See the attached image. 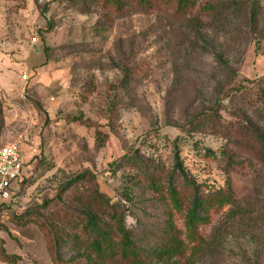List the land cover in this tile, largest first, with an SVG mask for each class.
I'll list each match as a JSON object with an SVG mask.
<instances>
[{
	"label": "rangeland",
	"instance_id": "1",
	"mask_svg": "<svg viewBox=\"0 0 264 264\" xmlns=\"http://www.w3.org/2000/svg\"><path fill=\"white\" fill-rule=\"evenodd\" d=\"M259 2L263 42L257 54L237 22L228 27L203 19L208 35L198 37L164 14L119 18L89 0H0V148L18 143L25 158L11 204L0 211V264H55L44 234L16 218L56 199L65 183L86 171L113 203L123 204L126 226L140 242L155 244L158 236L151 232L163 229L165 209L125 164L127 155L172 169L177 142L198 184L224 187L219 158L226 141L212 128L194 133L191 124L217 97L232 96L264 76V0ZM216 52L230 68L218 63ZM232 69L239 76L226 86ZM252 104L243 99L234 108L252 110ZM222 116L224 126L238 125V118ZM237 143L238 161L244 162L249 156ZM235 181L243 193L250 189L242 176ZM73 192L65 193V203L71 204ZM259 192L243 198H257L264 233V178ZM228 211L214 216L205 231L224 227ZM175 220L182 226L181 216ZM231 239L247 244L248 235L237 230ZM233 247L224 256L204 255L197 264H248ZM261 249L258 262L264 264V238Z\"/></svg>",
	"mask_w": 264,
	"mask_h": 264
},
{
	"label": "trees",
	"instance_id": "2",
	"mask_svg": "<svg viewBox=\"0 0 264 264\" xmlns=\"http://www.w3.org/2000/svg\"><path fill=\"white\" fill-rule=\"evenodd\" d=\"M83 1L87 3L88 0ZM89 1L100 5L113 17H156L164 14L175 26L198 37L208 35L203 31V19L224 22L228 27L237 22L255 44L257 54L263 42L260 31L263 11L259 0H223L220 4L214 0ZM215 57L221 66L230 68L221 52H216ZM237 64L238 67L243 65V58ZM238 76V70L232 69L226 86L234 83ZM248 83V87L232 96L227 93L217 97L213 106L197 115L191 124L190 131L194 133L212 128L226 141L219 158L224 163L227 176L224 187L205 188L198 184L186 170L177 142L172 169L150 166L137 154L125 156V164L141 175L142 183L165 209L167 219L162 223L163 229L151 232L158 236L155 244L143 245L138 234L127 228V211L123 204L113 203L102 193L95 176L89 171L65 183L56 199L16 218L18 224L23 227L35 225L44 234L55 264H75L82 260V264H197L207 254L224 256L232 244L234 249L240 250L236 254L242 260L248 264H261L258 261L261 259L264 233L260 227V208L257 198L246 202L243 197L244 193L259 192L264 178V76H255ZM243 99L254 102L252 110L243 106L240 110L234 108L235 103L240 105ZM223 112L238 118V125L229 123L224 126ZM237 142L249 156L244 162L238 161L241 152L236 148ZM207 153L216 157V153L210 150ZM240 176L250 186L244 193L235 181ZM69 191H74L71 204L64 202V195ZM5 208L8 206L0 211ZM227 208L228 213L223 214L226 216L224 227L205 231L213 217ZM180 216L183 218L182 226L175 222V217ZM237 230H244L248 235L247 244L235 239L229 242L230 235ZM225 231L231 233L224 234ZM70 251L72 256L69 257ZM248 251H252L251 258L247 255Z\"/></svg>",
	"mask_w": 264,
	"mask_h": 264
},
{
	"label": "built area",
	"instance_id": "3",
	"mask_svg": "<svg viewBox=\"0 0 264 264\" xmlns=\"http://www.w3.org/2000/svg\"><path fill=\"white\" fill-rule=\"evenodd\" d=\"M23 78L27 80L28 76L24 75ZM23 171L20 144L13 143L0 148V209L11 204L15 186L22 179Z\"/></svg>",
	"mask_w": 264,
	"mask_h": 264
},
{
	"label": "crops",
	"instance_id": "4",
	"mask_svg": "<svg viewBox=\"0 0 264 264\" xmlns=\"http://www.w3.org/2000/svg\"><path fill=\"white\" fill-rule=\"evenodd\" d=\"M23 160L25 161L24 154H23Z\"/></svg>",
	"mask_w": 264,
	"mask_h": 264
}]
</instances>
